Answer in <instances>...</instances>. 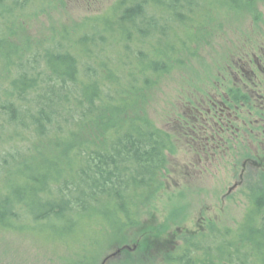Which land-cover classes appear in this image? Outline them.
<instances>
[{
  "label": "trees",
  "instance_id": "16d2710c",
  "mask_svg": "<svg viewBox=\"0 0 264 264\" xmlns=\"http://www.w3.org/2000/svg\"><path fill=\"white\" fill-rule=\"evenodd\" d=\"M52 1L65 5L0 0V229L66 249L92 237L70 264H264V183L234 228L210 226L160 253L128 249L172 151L149 115L154 91L259 1L113 0L32 34Z\"/></svg>",
  "mask_w": 264,
  "mask_h": 264
},
{
  "label": "rangeland",
  "instance_id": "374dc122",
  "mask_svg": "<svg viewBox=\"0 0 264 264\" xmlns=\"http://www.w3.org/2000/svg\"><path fill=\"white\" fill-rule=\"evenodd\" d=\"M258 1L250 16L235 14L230 18L223 32L216 34L211 47L204 49L199 64L187 72L173 73L154 91L149 115L171 137L173 150L168 153L162 187L149 207V214L132 234L130 251L136 249L135 245L152 244L160 253L180 245L183 236L203 232L210 226L234 228L248 209L249 190L264 183V131L258 125L253 98L241 109L245 115L239 114L237 119V128L245 135L238 136L236 145L230 142L231 146L226 149L213 148L215 143L211 141L209 150L200 152L194 146L201 141L186 133V128L193 125L191 118L199 116L196 126L204 125L208 129L204 137L211 136L208 133L216 128L215 121L211 120V113L205 112L208 103L206 100L203 104V98L210 100L222 95L231 88L232 82L243 92L249 83L240 68L246 66L247 72L257 71L254 61L264 53V0ZM63 2L64 7L52 1L44 15L32 22L31 33L44 36L50 26L59 25L66 18L78 21L99 14L113 0ZM259 65L263 72H255L259 88H253L254 96L258 91V96L264 95V56ZM206 119L209 124H205ZM241 120L247 124L242 125ZM146 232L156 237L152 235L148 243L143 242L142 235ZM95 237L102 240L98 234ZM91 238L66 249L43 233H12L0 229V264H70L77 255L91 252ZM112 254L111 250L105 256Z\"/></svg>",
  "mask_w": 264,
  "mask_h": 264
},
{
  "label": "flooded vegetation",
  "instance_id": "af4514ba",
  "mask_svg": "<svg viewBox=\"0 0 264 264\" xmlns=\"http://www.w3.org/2000/svg\"><path fill=\"white\" fill-rule=\"evenodd\" d=\"M263 56H264V53H261V58L254 61L255 69L258 72H263V69H261L260 65H259V61H263ZM245 67L246 66H244V68H240V70H243V72L246 73L245 74L246 75L245 80L249 84L246 85V87L243 89V92L238 90L237 86L235 84H233V82H232L231 88L226 90L222 95L216 96L215 98L211 97L212 99H210V100H209V97L203 98L202 103L204 104L206 100L208 103L205 112L207 114L211 113V115H212L211 120L215 121L216 128L215 129L212 128L213 130H210V132L208 133L210 135L212 134L211 136L204 137L205 134L207 133L206 131L208 129H206L204 125L197 127L196 125L199 123V116L198 117H192L191 121L193 122V125L191 128H189V127L186 128L188 130V131H186V133L189 136H195L198 141H201L200 143H198V145L194 146L195 147L194 149L199 148L196 150H198L200 152L205 151V150H209V145H210L211 141L213 143H215V144H212V142H211V144L213 145V148L215 146L217 148L220 146V147L226 149V147L231 146V143H233V144L235 143L234 145H236L237 140H238V136L244 137V135H245L244 131H241L237 128V124H238L237 119L239 118V114L245 115V113L242 112L241 109H242V107H244L246 104H248L250 102L251 98L254 99V107L257 109V115L259 117L257 120V121H259L258 125L262 126L261 130L263 129V131H264V95L258 96L257 94L259 93V91L257 92L256 96H254L255 93H253L254 92L253 88H259L257 86L258 84L256 82L257 81L256 80L257 74L255 72H257V71H254V69H253L252 71L249 70L250 72H247ZM250 84H252L251 90H249ZM260 93H261V91H260ZM192 109H194V108H192ZM197 114H199V113L197 112ZM204 121H205V124H209V120L206 119ZM240 123L242 125H246L247 121L241 120ZM197 136L200 138V140L198 139ZM220 136H222V139ZM225 136H226V138H225ZM191 140H194V138H192ZM172 150H173V143H172ZM247 161L248 160H246V163H247ZM244 167L245 166L243 165V168Z\"/></svg>",
  "mask_w": 264,
  "mask_h": 264
},
{
  "label": "water",
  "instance_id": "95a60500",
  "mask_svg": "<svg viewBox=\"0 0 264 264\" xmlns=\"http://www.w3.org/2000/svg\"><path fill=\"white\" fill-rule=\"evenodd\" d=\"M116 254H118V252H116V253H113L112 255H110L109 257H107L105 260H108L109 258H112V257H114Z\"/></svg>",
  "mask_w": 264,
  "mask_h": 264
}]
</instances>
